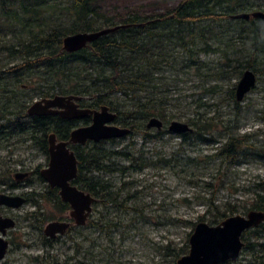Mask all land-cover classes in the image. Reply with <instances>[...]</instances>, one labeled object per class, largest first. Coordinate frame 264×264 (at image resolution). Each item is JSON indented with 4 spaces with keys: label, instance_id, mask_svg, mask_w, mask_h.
Wrapping results in <instances>:
<instances>
[{
    "label": "trees",
    "instance_id": "trees-1",
    "mask_svg": "<svg viewBox=\"0 0 264 264\" xmlns=\"http://www.w3.org/2000/svg\"><path fill=\"white\" fill-rule=\"evenodd\" d=\"M168 2L170 6L163 12L150 16L127 9L107 17L101 12L99 0H0V51L16 62L6 70L0 69V143L13 138L25 139L24 142H30L33 147L39 146L47 154L46 140L50 134L59 141L67 140L69 132L75 127L74 122L57 116L30 117L26 113V102L4 97V90L7 95L11 90L14 93L28 78L29 83L34 82L33 76L42 77L44 82L40 89H33L35 97L79 96L82 108L98 110L107 107L116 116L114 123L129 130L127 137L139 134L144 143L168 133L163 129H146L149 119L156 118L167 125L180 117L166 107L171 72L186 75L194 70L197 76L207 80L210 75L221 73L230 77L235 73L236 77H242L249 70L255 74L256 83L258 77L264 76V18L247 21L232 18L242 13L249 14L248 11L255 12L250 0ZM42 26L48 31L39 30ZM116 26L123 28L101 36L78 52L67 53L62 49V40L66 36ZM201 54H220L230 70L219 71L218 68L203 76L201 72L207 64L200 60ZM4 79L8 80L5 85ZM211 93L216 96L224 94L222 98H226L235 111L233 119L228 120L224 130H221L224 142L216 148L213 159H221L228 165L247 159L264 161V132L261 135H241L238 132L240 108L235 99V88L221 92L217 86ZM199 117L197 113L186 118L185 124L192 132L177 135L183 143L191 139L206 142L210 140L206 137H213L219 125L213 118ZM83 124H88V120H83ZM258 136L262 137L259 139ZM115 141L88 142L83 147L71 148L77 159V176L72 185L95 199L92 211L98 204L106 209L135 210V207L128 206L129 196L124 199L125 184L116 188L112 179L106 176H122L130 170H142L149 162L136 158L133 150L117 152L105 146L113 145ZM211 141L220 143L215 139ZM114 158H122L129 166L114 165L111 162ZM258 187L264 190V182ZM47 190L46 194H52H43L47 203H52L62 213L69 210L68 204L60 200L57 189ZM34 204L40 209L38 200ZM241 210L244 213L264 212V195L255 194L252 202L241 206ZM207 214L211 217L206 223L215 226L234 216L235 209L231 207L220 212L214 207L198 216L197 223H205ZM36 217L40 226L43 215L38 213ZM179 221L190 225L191 231L181 246L168 243L160 248L165 264H175L189 250L188 238L197 223ZM95 224L100 229L106 225L90 222L87 226L94 227ZM71 231L74 228L68 230L67 236ZM42 238L45 245L51 246L55 242ZM241 241L244 246L239 258L224 264H264V223L244 232ZM242 255L245 257L241 260ZM73 259L70 257L63 264H69ZM54 264L58 261L55 260ZM76 264L83 263L77 260Z\"/></svg>",
    "mask_w": 264,
    "mask_h": 264
},
{
    "label": "rangeland",
    "instance_id": "rangeland-1",
    "mask_svg": "<svg viewBox=\"0 0 264 264\" xmlns=\"http://www.w3.org/2000/svg\"><path fill=\"white\" fill-rule=\"evenodd\" d=\"M250 2L253 3V11L264 13V0ZM99 5L107 17L127 9L150 16L170 6L168 0H99ZM39 30L48 31L44 26ZM39 30L35 29L36 32ZM1 52L0 69L6 70V67L16 62L10 55ZM199 58L207 64L201 72L203 76L218 68L219 71L226 68V62L220 54H201ZM170 78L172 81L170 91L166 94V107L180 116L175 121L185 123L186 118L197 113L200 119L213 118L219 125L213 137H206L208 140L210 138L206 142L191 139L183 143L177 135L165 133L162 138H152L144 143L138 134L132 138L118 139L113 145H105L117 152L133 150L136 158L149 162L142 170H130L122 176H106L112 179L116 188L125 184L124 199L129 196L128 206L135 207V210L126 212L116 207L106 209L98 204L89 215L84 229L80 230L72 222L74 231L69 236L67 233L59 236L49 246L43 243L41 233L44 226L50 221L67 220L68 216L67 212L62 213L52 203L39 201L43 222L38 226L36 222L19 220L12 231L7 255L0 264H54L55 260L63 264L70 257L74 259L69 264H76L77 260L83 264H165L164 257L159 253L160 248L168 243L181 246L191 231L190 225L180 223L179 220L195 225L198 216L214 207L220 212L233 207L235 215L244 216L246 213L242 212L241 206L251 203L255 194L264 195V190L258 187L264 182V161L247 159L228 165L221 159H213L216 148L224 142L221 130H224L223 126L228 120L233 119L235 111L232 104L222 98L224 94L216 96L211 90L217 86L221 92L235 88L241 77H236L235 73L231 77L221 73L210 75L206 80L190 70L186 75L173 71ZM258 78L255 87L238 103V132L241 135H261L264 132V76ZM33 80L29 83L28 78L23 83L25 87L20 85L14 93L11 90L7 95L4 90V97H15L16 101L28 105L40 100V97L34 96L33 89L44 86L43 78L33 76ZM7 81L3 80L4 85ZM4 97L2 99H6ZM169 123L164 125V131H167ZM113 125L118 126L117 123ZM261 137L258 136L259 139ZM214 139L220 143H213L211 140ZM24 140L13 138L0 143V169L12 166L14 169L23 168L33 172L45 167L44 154ZM111 162L124 168L129 166L122 158H114ZM34 177L35 185L23 190L43 192V185L36 179V173ZM5 178L3 172H0V179ZM31 211L32 206L26 204L13 214L23 218L25 212ZM210 217L211 214H207L204 222ZM90 222L106 225L100 229L96 224L94 227L87 226ZM244 257L242 255L241 260Z\"/></svg>",
    "mask_w": 264,
    "mask_h": 264
},
{
    "label": "water",
    "instance_id": "water-1",
    "mask_svg": "<svg viewBox=\"0 0 264 264\" xmlns=\"http://www.w3.org/2000/svg\"><path fill=\"white\" fill-rule=\"evenodd\" d=\"M234 20H249L250 18H264V14L253 12L251 14H238L232 17ZM123 26L102 29L93 33H77L69 35L62 40V49L67 53H75L94 42L101 36L113 33ZM256 76L247 70L243 73L235 87V99L242 102L243 98L256 85ZM79 96H54L35 101L27 109L30 117L58 116L62 120L77 121L91 118V124L78 127L70 132L68 142H56L54 135H49V163L48 167L41 171V177L51 188L59 190V197L70 208L69 217L74 226L83 227L92 213L95 199L88 193L72 185L77 176V160L74 153L68 149V144L84 146L87 142L99 143L101 141L118 140L127 137L129 130L113 125L116 118L107 107L99 110L79 108ZM164 124L151 118L146 123V129L162 130ZM167 132L174 135L191 133L192 129L185 123L171 121L167 126ZM6 205L22 202L20 198L3 197ZM15 205V204H14ZM264 222V212L249 211L246 215H234L227 217L218 225L209 226L206 223H197L188 238V253L175 264H224L227 261L235 262L244 246L241 241L242 234ZM0 225L5 228L13 226L11 220L1 219ZM70 224L68 222H52L45 228V235L54 238L57 234L64 235ZM3 233L2 229L0 228ZM7 244L0 239V261L4 258Z\"/></svg>",
    "mask_w": 264,
    "mask_h": 264
},
{
    "label": "flooded vegetation",
    "instance_id": "flooded-vegetation-1",
    "mask_svg": "<svg viewBox=\"0 0 264 264\" xmlns=\"http://www.w3.org/2000/svg\"><path fill=\"white\" fill-rule=\"evenodd\" d=\"M34 103V102H33ZM30 105V104H29ZM29 105L27 106L26 108V113H27V109L29 108ZM78 105H79V108L81 109H87V108H82L78 102ZM88 110H91V109H88ZM99 110V109H98ZM28 115V114H27ZM35 117V116H33ZM47 117V116H46ZM58 117V116H57ZM83 120H88V124H83ZM64 121H68V120H64ZM69 122H74L75 123V127L72 129H76L78 127H83V126H88L91 124V118L88 117V118H85V119H82V120H77V121H69ZM79 125H77V123ZM115 122V120H114ZM113 122V124H114ZM119 127V126H118ZM71 130V131H72ZM70 131V132H71ZM70 132L68 134V139L67 140H63V141H59L57 140V138L55 137V140L56 142H68L69 140V136H70ZM50 135H53V134H50ZM55 136V135H54ZM49 137V136H48ZM46 151H47V154H44L40 147L39 146H35L36 149H38L40 152H42L45 156V160H46V165L44 168L42 169H36L34 170L33 172H31L29 169H14L12 166H6L2 169H0V172L2 173L3 172V175L6 177L4 180H1L0 179V187H2L1 191H0V218L5 220V219H8V220H11L12 223H13V226L12 227H9V228H5L4 226L0 225V228L2 229L3 233L1 232L0 230V239H2L4 242H6L7 244V247H6V251H5V255H4V258L5 256L7 255V252L9 250V246L11 244V241H12V231L17 227L18 223L20 221H23V222H39V218H37V214H41V209H38L36 207V205L34 204L37 200H38V203L39 201L40 202H44L46 203L45 199L43 198V194L45 195L46 192L48 191L47 189L49 188L50 190H54V189H57V188H51L49 187V185L43 180V178L41 177V171L46 169L48 167V163H49V142H48V139L46 140ZM88 143V142H87ZM86 143V144H87ZM78 147H83L81 145H78V144H72V143H69L68 144V149L70 151H72L74 153V156H75V152L71 149V148H75L77 149ZM76 158V157H75ZM77 160V159H76ZM36 173L37 175V178L38 181L40 183H42L43 185V188H44V191L41 192V193H36V190L35 189H32V190H29V191H24L23 189H30V187L34 186L35 185V177H34V174ZM40 178V179H39ZM58 190V189H57ZM57 194L59 196V190L57 191ZM46 195H52V194H46ZM3 197H7V198H20L22 200V202H15L13 204H10V205H6V201L3 200ZM60 198V197H59ZM15 204V205H14ZM31 205L32 206V209L33 211L31 212H25V215L23 218H19V216H16L14 215L13 213L22 209L23 206L25 205ZM67 212V216H68V219H63V220H55V221H50L48 222L44 228H43V231H42V236L45 237L46 239L48 240H54L56 238H58L60 235L57 234L54 238H51V237H48L45 235V228L46 226L49 224V223H52V222H68L70 224V228H71V225H72V222L73 220L70 219L69 217V213H70V208ZM248 213V212H247ZM246 213V214H247ZM245 214V215H246ZM20 220V221H19ZM43 220V218H42ZM264 223V222H263ZM261 223V224H263ZM74 224V222H73ZM207 224V223H206ZM260 224V225H261ZM218 225V224H217ZM258 225V226H260ZM32 226V225H31ZM30 226V227H31ZM210 226V225H209ZM69 228V229H70ZM68 229V230H69ZM253 229V228H252ZM251 230V229H250ZM248 231V230H247ZM68 232V231H67ZM66 232V233H67ZM246 232V231H245ZM65 233V234H66ZM64 234V235H65ZM64 235H61V236H64ZM243 249V248H242ZM3 258V259H4ZM3 259L1 261H3ZM0 261V262H1Z\"/></svg>",
    "mask_w": 264,
    "mask_h": 264
}]
</instances>
